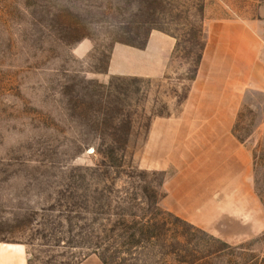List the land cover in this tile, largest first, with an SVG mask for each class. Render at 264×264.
I'll use <instances>...</instances> for the list:
<instances>
[{
  "label": "rangeland",
  "instance_id": "rangeland-1",
  "mask_svg": "<svg viewBox=\"0 0 264 264\" xmlns=\"http://www.w3.org/2000/svg\"><path fill=\"white\" fill-rule=\"evenodd\" d=\"M262 6L0 0V241L24 243L30 264H264V89L241 91L233 127L251 150L252 184L223 198L222 213L205 205L204 227L163 197L172 180L202 209L209 166L159 162L168 149L150 144L155 122L183 110L212 21L254 23L264 45ZM152 31L176 40L165 67L111 73L115 45L144 48Z\"/></svg>",
  "mask_w": 264,
  "mask_h": 264
},
{
  "label": "crops",
  "instance_id": "crops-1",
  "mask_svg": "<svg viewBox=\"0 0 264 264\" xmlns=\"http://www.w3.org/2000/svg\"><path fill=\"white\" fill-rule=\"evenodd\" d=\"M254 26L231 19L213 20L183 110L178 117L159 119L153 126L150 144L168 149V156L162 155L159 162L209 166L199 185V189L208 192L200 191V201L195 202L196 206H204L202 209L190 211L186 205L191 202L186 201L185 205L181 192L172 187V180L165 183L164 207L198 226L208 224L202 218L208 207L205 205H211L212 212L222 213L227 202L223 198L241 196L253 181L251 150L235 137L233 127L241 91L256 86L264 89V45ZM175 44V38L161 31H152L141 49L117 44L112 51L110 71L147 76L154 74V70L156 74L165 67ZM256 75L262 79L255 78ZM206 181L208 184H204ZM0 264H30L27 246L0 241ZM79 264L102 263L91 257Z\"/></svg>",
  "mask_w": 264,
  "mask_h": 264
},
{
  "label": "trees",
  "instance_id": "trees-1",
  "mask_svg": "<svg viewBox=\"0 0 264 264\" xmlns=\"http://www.w3.org/2000/svg\"><path fill=\"white\" fill-rule=\"evenodd\" d=\"M126 44H128V43H126ZM133 239H135V236L134 235H133ZM134 245H140V242H136V244H134Z\"/></svg>",
  "mask_w": 264,
  "mask_h": 264
}]
</instances>
